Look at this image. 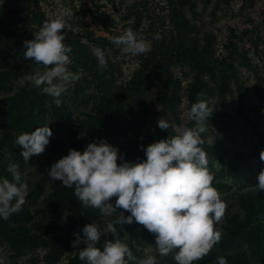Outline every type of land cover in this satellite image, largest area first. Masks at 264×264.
<instances>
[{
  "label": "rangeland",
  "instance_id": "obj_1",
  "mask_svg": "<svg viewBox=\"0 0 264 264\" xmlns=\"http://www.w3.org/2000/svg\"><path fill=\"white\" fill-rule=\"evenodd\" d=\"M20 1L0 0V37L20 22ZM169 1L42 0L41 4L49 19L71 9L73 17L68 24L87 34L84 40L92 49L99 46L104 51L106 75L120 87L119 109L112 124L119 132L117 148L124 161H143V148L150 143L171 138L180 127L194 126L188 112L198 94H204L213 114L202 134L201 148L214 175L212 186L227 205L222 220L215 225L221 240L204 260L218 264L217 258L223 256L227 264H264V190L256 188L257 176L264 169L259 155L264 150V0H172L178 3L183 21V44L206 65L194 98L189 96L194 72L184 62L169 68L168 97L162 79L147 83L139 78L146 73L145 62L156 44L154 36L162 38L171 29L167 20L161 22ZM129 28L151 42V51L133 56L112 43L113 36ZM39 29L25 28V41L32 40ZM24 52L23 45L4 42L0 46V179L11 180L8 167L18 163L21 180L29 190L19 212L7 220L0 218L4 264H20L25 256L29 258L23 264H87L78 255L85 247L83 227L99 225L102 236L97 247L103 250V243L114 238L106 229L115 215L104 216L91 207L84 211L74 189L50 180L48 172L69 149L83 152L88 143L96 142L88 127L100 93L91 74L71 55L70 70L83 75L60 97L62 104L57 107L51 96L30 82L18 84V78L33 74L38 67L31 59H24ZM21 91L29 93V99L18 106L13 98ZM10 104L19 108L15 109V126L7 131L3 129L7 115L2 109ZM161 119L169 122L167 130L157 126ZM46 124L53 135L45 151L24 161L21 146L15 144L17 136ZM121 162L118 159L117 163ZM110 203L114 204L115 198ZM79 213L84 215L81 228L77 224ZM124 215L130 213L125 211ZM116 227L137 261L153 255L157 264H176L174 253L159 255L155 235L142 225L134 221ZM75 234L81 236L76 248Z\"/></svg>",
  "mask_w": 264,
  "mask_h": 264
},
{
  "label": "clouds",
  "instance_id": "obj_2",
  "mask_svg": "<svg viewBox=\"0 0 264 264\" xmlns=\"http://www.w3.org/2000/svg\"><path fill=\"white\" fill-rule=\"evenodd\" d=\"M72 17V10L65 8L54 18L45 20L32 40L24 41V59H31L38 67L33 74L17 80L21 86L30 82L41 89L43 94L53 98L57 107L62 104L60 97L83 75L70 70L72 48L64 43V30ZM154 38L160 39V36L157 34ZM112 43L123 53L133 56L146 54L152 47L150 41L140 38L131 28L113 36ZM93 51L98 70L103 71L107 66L105 53L99 46ZM203 95L198 94L188 112L194 126L180 127L171 138L150 143L143 148V161H124L117 147L101 139L88 143L83 152L69 149L67 155L51 165L49 179L73 188L84 208L98 209L104 216L115 215L106 229L114 238L103 243V250L97 247L102 236L99 225L89 223L83 227L85 247L78 251L81 261L87 264H129L130 261L157 264L153 255L137 261L126 238L119 237L116 225H130L134 221L155 235L160 256L174 253L176 264H193L220 242L222 234L215 225L222 220L227 205L212 186L214 175L207 166V153L201 148L202 134L207 131V122L213 114ZM157 126L167 130L170 124L161 119ZM52 135L48 124L19 134L15 144L21 146L24 161L42 154ZM259 155L264 161V150ZM118 159L122 161L119 164ZM8 171L12 179H0V218L4 220L22 209L29 191L27 183L21 180L18 163L10 164ZM257 181L256 188L264 190V169ZM113 198L114 204L110 203ZM117 209L122 211L118 213ZM125 211L130 215L125 216ZM80 242L81 236L75 234L73 247H78ZM2 253L0 249V264H4ZM28 258L22 257L20 264ZM217 259L218 264H227L225 257Z\"/></svg>",
  "mask_w": 264,
  "mask_h": 264
},
{
  "label": "trees",
  "instance_id": "obj_3",
  "mask_svg": "<svg viewBox=\"0 0 264 264\" xmlns=\"http://www.w3.org/2000/svg\"><path fill=\"white\" fill-rule=\"evenodd\" d=\"M42 0H21L20 6L22 7V17L17 26L7 32L6 35L0 37V46L2 43H12L24 46L25 38L24 29L30 26L41 27L45 20H48V16L41 4ZM168 11L164 15L161 22L164 24L167 20V24L171 25L169 33L163 35L162 38L156 39V44L152 47L150 57L145 62L146 76L142 72L139 78H142L145 82H152L157 79L163 80L165 97L170 95L169 85V68L176 63L184 62L194 72V78L189 84V96L194 98L197 94L199 85L202 83L203 76L206 72V65L200 60L198 55L193 53L187 46L183 44V21L180 18V10L178 3H174L172 0L168 3ZM66 37L64 43L71 46L72 57L76 64L87 70L92 80L96 83L99 90V104L96 107L95 115L91 119V124L88 130L92 134L96 142L101 139L106 140L110 145L117 147L119 144V132L112 124L113 118L119 109L120 99V87L115 80L106 75V70H98V61L94 55L93 49L89 43L84 40L87 34L83 31H78L74 26H70L64 30ZM91 38V37H89ZM14 101L21 106L26 100L29 99V93L21 91V94L13 98ZM19 107H14L10 104L7 108H3V114H6L7 121L3 124V129L9 130V127H13L16 124L17 111ZM78 206L84 211L88 208H84L81 202ZM84 223V215L79 213L77 224L81 228ZM241 232V231H240ZM199 264H207L204 257L198 260Z\"/></svg>",
  "mask_w": 264,
  "mask_h": 264
}]
</instances>
